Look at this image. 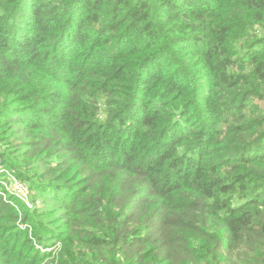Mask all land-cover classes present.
<instances>
[{"label": "trees", "instance_id": "obj_1", "mask_svg": "<svg viewBox=\"0 0 264 264\" xmlns=\"http://www.w3.org/2000/svg\"><path fill=\"white\" fill-rule=\"evenodd\" d=\"M256 100L264 0H0L2 163L60 226L0 264H264Z\"/></svg>", "mask_w": 264, "mask_h": 264}, {"label": "rangeland", "instance_id": "obj_2", "mask_svg": "<svg viewBox=\"0 0 264 264\" xmlns=\"http://www.w3.org/2000/svg\"><path fill=\"white\" fill-rule=\"evenodd\" d=\"M256 102L264 109V101ZM2 134H0V148L2 147L1 152H4L3 155H0L1 159L10 158L13 161V157L16 156L19 152L17 148L14 146L13 141H1ZM10 152H15L14 155H9ZM4 167V165H3ZM4 169L7 171L6 173L0 174V180H3L8 184L9 190H12L13 185L10 182L12 178H15L18 182L23 184V189L13 193L12 191H7L4 186L0 184V191L5 194L4 200L10 205H14V208L18 211L20 209L19 202L25 206L26 209H29L30 214L23 217V213L19 214L18 221H12L8 219L0 220V255L4 254L11 248L17 246L18 248H23L29 252L41 255L48 256L51 255L50 258L56 257L59 251L60 242L57 241V233L59 232V223L57 218L54 215H37L33 214L31 207H36L35 210L41 212L43 214L42 209L44 210V206L40 203L39 191L33 185H29L28 181H23L16 176L14 170H10L8 168ZM12 172L14 175H10ZM23 206V207H24ZM8 209L7 211H10ZM23 212L22 209H20ZM28 214V213H27ZM6 216H1L4 218ZM0 218V219H1ZM16 233H19L22 236L19 241H15L14 237ZM49 260V259H48Z\"/></svg>", "mask_w": 264, "mask_h": 264}, {"label": "built area", "instance_id": "obj_3", "mask_svg": "<svg viewBox=\"0 0 264 264\" xmlns=\"http://www.w3.org/2000/svg\"><path fill=\"white\" fill-rule=\"evenodd\" d=\"M1 173H6L7 174V171L4 169L3 163H2V159L0 158V174ZM10 175H14V174L12 172H10ZM10 182L13 185L12 190H9L8 184H6L5 181L0 180V184L5 187L6 192L7 191H12L13 193H15V192L20 191V190L23 189V184L21 182H18L15 178H12V181L10 179ZM0 195H3V197L5 198V194L2 191H0Z\"/></svg>", "mask_w": 264, "mask_h": 264}]
</instances>
